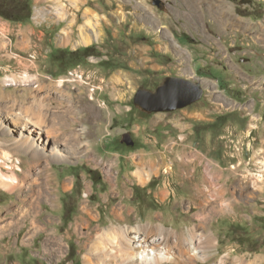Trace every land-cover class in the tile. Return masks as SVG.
Listing matches in <instances>:
<instances>
[{"label": "rangeland", "instance_id": "1", "mask_svg": "<svg viewBox=\"0 0 264 264\" xmlns=\"http://www.w3.org/2000/svg\"><path fill=\"white\" fill-rule=\"evenodd\" d=\"M162 1L34 0L29 21L0 17V264H148L126 246L136 233L164 237L150 264H264V0ZM169 76L201 98L134 103ZM189 151L204 162L182 164Z\"/></svg>", "mask_w": 264, "mask_h": 264}, {"label": "water", "instance_id": "2", "mask_svg": "<svg viewBox=\"0 0 264 264\" xmlns=\"http://www.w3.org/2000/svg\"><path fill=\"white\" fill-rule=\"evenodd\" d=\"M153 3L161 6L162 0H153ZM203 94V88L191 79L178 76H169L155 91L140 88L134 96V103L147 112L174 111L186 107L199 100ZM122 142L134 145L135 139L130 132H125Z\"/></svg>", "mask_w": 264, "mask_h": 264}, {"label": "bare ground", "instance_id": "3", "mask_svg": "<svg viewBox=\"0 0 264 264\" xmlns=\"http://www.w3.org/2000/svg\"><path fill=\"white\" fill-rule=\"evenodd\" d=\"M52 130V129H51ZM52 132H55L54 130L53 131H49L48 130V136H50V134ZM24 144H28V138H26V140L23 142ZM54 153L52 154L54 158L56 159H59V160H65L66 159V156L59 150H55L53 151ZM49 180V179H48ZM234 204L235 203H232L230 204L228 207L230 209H232L234 207ZM90 212V211H89ZM118 212V211H117ZM94 215V214H92ZM91 215V216H92ZM205 218V217H204ZM79 222V221H78ZM201 224V223H200ZM203 224V223H202ZM194 228V227H193ZM110 230V229H109ZM105 230L102 231L101 234V239H102V235L103 234H113V233H104ZM126 233V232H125ZM115 236V235H114ZM153 239V238H152ZM164 237H157V238H154L153 240L149 241L148 238L146 236H142L138 233H136V235H133V238H131L130 236H128V234L125 235V241H126V246L131 249L133 252L136 251V257L138 259H141V260H146V262H148V264H150L151 262H153L155 259H156V256L157 255H163V254H166V250H157L155 248V246H159V244L163 241ZM56 241V240H55ZM101 240L99 241H94V244H92V246H94L96 249H97V246L96 244H98ZM198 241V240H197ZM196 241V242H197ZM121 242V241H120ZM188 242V241H187ZM193 244H194V241L192 240ZM108 243H113L112 245H115L117 243V239L114 237V238H110V242ZM124 243V242H123ZM201 243V239H200V242ZM188 244H191L190 242ZM119 245V244H118ZM193 246V245H191ZM117 247V246H116ZM122 247V246H121ZM152 247V248H151ZM94 248V249H95ZM103 248V247H102ZM118 248V247H117ZM95 249V251H96ZM108 249V247H107ZM164 249V248H162ZM196 249V248H195ZM200 249V248H199ZM102 250V249H101ZM116 250V249H115ZM122 250V248H121ZM127 250V249H126ZM125 250V251H126ZM190 250V249H189ZM192 250V249H191ZM114 251V250H113ZM132 251H130V255H133L134 253H132ZM198 251V250H197ZM124 252V251H123ZM122 252V253H123ZM107 253V252H106ZM196 253V252H195ZM198 253V252H197ZM126 255V253H124ZM121 255V254H119ZM123 255V254H122ZM118 256V255H117ZM127 257V255H126ZM127 258H130V257H127ZM133 258V257H132ZM135 259V258H133ZM110 261V260H109ZM134 261V260H133ZM87 262L90 263V258H88ZM126 262V261H125ZM190 262V261H189ZM192 262V261H191ZM154 263V262H153ZM117 264V263H116ZM126 264V263H125ZM241 264H253V262H248L246 260L243 261V259H241Z\"/></svg>", "mask_w": 264, "mask_h": 264}, {"label": "trees", "instance_id": "4", "mask_svg": "<svg viewBox=\"0 0 264 264\" xmlns=\"http://www.w3.org/2000/svg\"><path fill=\"white\" fill-rule=\"evenodd\" d=\"M32 14L33 0H0V17L13 22H26L32 18ZM65 51V49H62L61 53L67 54V51ZM93 51L94 46L72 50L69 52V57H66V59L79 62L84 60L88 55L94 54ZM62 57L64 56L62 55Z\"/></svg>", "mask_w": 264, "mask_h": 264}, {"label": "crops", "instance_id": "5", "mask_svg": "<svg viewBox=\"0 0 264 264\" xmlns=\"http://www.w3.org/2000/svg\"><path fill=\"white\" fill-rule=\"evenodd\" d=\"M33 4H34V0H33ZM7 57H9V56H7ZM11 57V56H10ZM175 143H177V142H174V143H172L173 145L175 144ZM178 157H179V161L182 163V164H185V165H187V164H190V163H195L196 162V160H201V163H203L204 162V157L202 156V157H197V158H193V152L192 151H189V152H180L179 153V155H178ZM206 164V163H205ZM139 171V170H138ZM200 190H204V189H200ZM198 191H199V189H198ZM199 193V192H198ZM83 208H86V211H83V213L85 212V213H88L89 211H92L93 210V208H92V206H90L88 203H86V205H84V206H82V210H83ZM82 217H84L87 221H85V222H88V224H90L89 222H91V221H89L88 220V218L87 217H85V216H82ZM82 217H79L78 219H81ZM76 220V228L78 227V224H83L84 223V221H81V220ZM79 221V222H78ZM32 224L33 225H35V224H37V220H33V222H32ZM111 226H115V223H113ZM149 227L151 228V230H152V228H153V225H151V226H148V229H149ZM160 227V226H159ZM159 227H157V226H155V228H157L155 231L157 232V231H159L160 230V228ZM115 228V227H114ZM194 228H196V226H194ZM94 229V228H93ZM92 229V230H93ZM150 230V231H151ZM55 240H58V239H55ZM92 250V249H91ZM90 254H93V251H91V253ZM92 257V256H91Z\"/></svg>", "mask_w": 264, "mask_h": 264}, {"label": "built area", "instance_id": "6", "mask_svg": "<svg viewBox=\"0 0 264 264\" xmlns=\"http://www.w3.org/2000/svg\"><path fill=\"white\" fill-rule=\"evenodd\" d=\"M6 158V157H5ZM7 159H11V158H7Z\"/></svg>", "mask_w": 264, "mask_h": 264}]
</instances>
